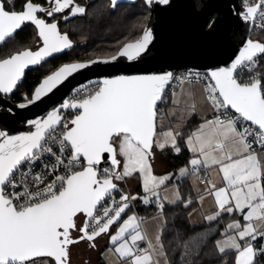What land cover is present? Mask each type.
<instances>
[{"label": "snow or ice", "instance_id": "1", "mask_svg": "<svg viewBox=\"0 0 264 264\" xmlns=\"http://www.w3.org/2000/svg\"><path fill=\"white\" fill-rule=\"evenodd\" d=\"M49 2L52 6L44 7L34 0H24L22 9L17 11L15 0H0V44L13 38L27 24L35 26L42 41L38 50L24 49L0 58V93L9 94L17 89L29 66L39 65L53 54L72 48V41L66 33H61L58 23L48 22L39 14L54 18V14L70 8V14L75 16L83 15L86 9L74 0ZM153 2L170 4V0H145L148 6ZM111 5L115 7L117 0H111ZM195 7L193 4L194 10ZM261 9L264 0L247 6L243 19H254ZM260 16L264 19V11H260ZM216 24V18L210 16L204 28L211 32ZM153 39L151 29L145 28L138 39L125 43L109 58L65 64L47 75L31 97L26 96L25 102L17 107L24 109L40 101L91 64H107L121 57L136 61L149 49ZM260 58H264V43L247 40L230 66L205 74L209 80L205 86L206 99L220 115L206 120L187 139L189 149L202 157L190 161L193 169L218 165L226 184L219 188L211 185L209 192L215 198L217 211L207 219L212 221L221 213L240 212L247 222L243 226L238 221L228 224L229 230H237L235 235L218 242L220 253L234 250V264H255L257 256H264V246L256 248L253 243L258 237L264 238V163L253 148L256 144L264 151V76L251 74ZM245 73L247 80L241 78ZM173 78L170 71L104 78L84 98L65 100L60 105L63 109L77 110L69 121L63 122L60 110L55 109L46 118L27 122L35 131L9 135L0 130V264H38V261L70 264V246L85 240L92 242L108 233L129 208V200L142 199L148 204L150 197L159 198L156 189L169 177L153 174L150 162L153 146L163 150L170 145L176 153L181 151L177 145L178 131H162L159 136L157 133V105ZM58 127L62 131L57 137ZM49 141L59 144V155L53 152ZM45 153L54 157V163L44 166L50 170L48 174L54 175L61 168L64 172L54 175L48 183L45 176H35L30 183L36 190H30L26 179L30 173L20 169ZM118 157L123 158V163ZM105 160L111 168L100 167ZM186 172L181 169V174ZM137 173L142 179L143 192L149 195L124 194L119 203L113 200V206H107V199L119 190L114 181ZM21 187L22 191L16 190ZM175 198L180 199L178 192ZM159 207L162 210L163 204ZM137 226V217H128L118 232L110 236V241L116 244L129 229ZM73 232L77 235L73 236ZM142 239L137 231L131 236V243L123 239L114 250L122 259H129V264H156L151 244L147 249L136 250V242Z\"/></svg>", "mask_w": 264, "mask_h": 264}, {"label": "water", "instance_id": "2", "mask_svg": "<svg viewBox=\"0 0 264 264\" xmlns=\"http://www.w3.org/2000/svg\"><path fill=\"white\" fill-rule=\"evenodd\" d=\"M193 4L196 6L195 10ZM146 6L149 12L142 32L145 28L151 29L154 39L149 49L139 59L128 61L121 57L107 64L99 62L91 64L88 68L74 73L40 101L24 109L18 108L17 105L25 100L13 102L7 98L11 93H0V130L6 131L9 135L35 131V128L27 123L28 121L46 118L47 114L55 109H59L60 112L65 111L66 109L60 108L65 100L83 86L104 78L169 71L174 75L181 69L201 70L208 73L218 67L230 66L247 40L260 42L251 38L253 19L246 21L242 15L250 5H244L242 0H170L167 6L156 2ZM210 16L217 20L215 30L211 32L204 28L205 21ZM142 32L136 39L142 35ZM123 45L113 55L117 54ZM111 56L65 64L87 63ZM47 75L37 83L32 94ZM9 109L11 112L8 111ZM69 110L74 113L72 116L74 118L77 110ZM60 115L63 117L61 113ZM103 163L110 165L108 160L102 161L101 164Z\"/></svg>", "mask_w": 264, "mask_h": 264}, {"label": "crops", "instance_id": "3", "mask_svg": "<svg viewBox=\"0 0 264 264\" xmlns=\"http://www.w3.org/2000/svg\"><path fill=\"white\" fill-rule=\"evenodd\" d=\"M205 99L206 97L201 83L183 81L171 91L168 98V106L163 109L161 115L158 114V118H160L159 121L157 118L158 135L162 131L168 130L178 131L180 135L187 123L191 121V128L190 130H188V132H186L183 138V143L188 153L191 155L188 158V163L183 164L176 170L168 171L166 158L163 154L164 149L161 150L156 146L154 155L151 158L152 167L154 168L155 175L157 177L169 176L170 173L173 174L172 178H170L169 181H166L165 184H163L162 190L161 188L156 189L157 193L159 194V198L154 197V199L160 201L163 204L173 203L171 201H178L175 198V194L178 192L181 199L182 193L180 190V184L184 182V185L187 188L191 198H194L196 200V206L189 212L188 215L190 223L193 224L199 223L203 220L208 221L207 216L214 215L217 211L215 198L213 195L208 193V190L211 189V185L215 184L217 188L224 187L225 185L222 174L219 172L218 165H211L210 167L199 166L200 168H204L206 171V175L204 178H202L199 174H194L191 171L192 165L190 164V161L192 159H202V157L199 153H193L189 149L187 145V139L206 120H212L216 118L215 114V117L211 114L210 105L207 99ZM173 101H178V103H173ZM193 106H195L194 109ZM257 154L261 162L264 163V153L257 152ZM185 166H188V170L185 174H181L180 171ZM180 174L181 176L175 179V177ZM132 177L126 178L128 180L130 189L133 192H143L141 182L138 178V173L134 174ZM168 182L169 184L174 183L178 187H172L171 185L168 186ZM130 216L137 217L138 226L135 229H129V231L125 233L123 239H127L129 243H131V236L134 235L137 231L140 232L144 239L136 242V250L139 251L141 249H147L149 247V244H151L153 246V260L156 262V264H169L160 238L162 227L166 222L165 216L162 213L141 215L138 213L134 214L131 211L127 212L115 226L112 225L108 233L102 234L94 241L89 242L85 240L81 241L80 243L71 245L70 254H76V259L74 255L72 256V258L70 257V259H73V262H71L70 260V264H97L98 262H100L101 264H129V259H122L114 250L119 246L120 243L123 242V239L121 241H118L116 244H113L110 241V236L115 235L118 232L120 226ZM242 216L243 215L238 214L237 216L229 220L227 224L233 220H238L243 226L244 220ZM82 220L83 218H81V222ZM223 231L224 236L230 233V231L232 230L226 231L224 228ZM76 235L77 233L73 232V236ZM157 237H159V240L157 239ZM257 240L254 241V246H256ZM92 244H95V247H92Z\"/></svg>", "mask_w": 264, "mask_h": 264}, {"label": "trees", "instance_id": "4", "mask_svg": "<svg viewBox=\"0 0 264 264\" xmlns=\"http://www.w3.org/2000/svg\"><path fill=\"white\" fill-rule=\"evenodd\" d=\"M147 15V7L133 6L129 8L128 13L119 21L111 20L107 24H100L102 21L101 17L93 19V23H95L94 26L97 28L95 29L93 27V50L98 51L105 46L107 49L108 45L111 43L116 44V42L122 40L113 50L115 51L125 42L135 39L134 37L139 35L141 27L147 20ZM135 25H137L138 28L136 35L126 38L129 36L126 34H129V32L131 33ZM262 35L263 34H259V38H262ZM251 36H254V33H251ZM259 67L264 70V63L262 62ZM40 74L41 73L36 72L28 73L19 87L20 91L26 90L30 92L33 87L32 85ZM18 94L19 92L14 94L15 101L21 99V96ZM164 95L165 97L159 103L161 109H164L169 103L168 98L170 93L168 90L165 91ZM69 117L71 118V114H69ZM189 123H187L178 137L177 145L180 147L181 151L175 153L170 146L163 150L168 171L176 170L183 164L188 163V158L191 155L188 153L183 143V138L186 132L191 128V121H189ZM114 183L116 182L114 181ZM116 184L119 190L114 192L124 194V189L118 183ZM184 184V182L180 184L182 193L180 200L174 203L163 204L162 214L165 216L166 222L162 227L160 238L169 264H234V250H228L226 253L222 254L215 248V242L219 237L223 236V230L227 222L237 216L238 213H222L216 220H203L196 224L190 223L188 215L196 206V200L191 198ZM153 210L154 206L151 205L138 204L137 206V212L141 215L153 214ZM129 211H131L130 208L126 209L125 213L121 214V218ZM120 219L113 224V226H115ZM257 263H264V256L257 257L255 264ZM97 264L101 263L98 262Z\"/></svg>", "mask_w": 264, "mask_h": 264}, {"label": "flooded vegetation", "instance_id": "5", "mask_svg": "<svg viewBox=\"0 0 264 264\" xmlns=\"http://www.w3.org/2000/svg\"><path fill=\"white\" fill-rule=\"evenodd\" d=\"M36 3L42 4L44 7L52 6L49 0H34ZM16 10L19 11L22 9L24 0H15ZM75 4H78L86 9L83 15H71L70 8L65 9L62 13L54 14V18L44 17L48 22H57L58 28L62 34H67L70 40L73 43L72 48L65 49L60 53H55L51 57L46 58L39 65H34L25 69V75L22 78L21 82L18 84L17 89L7 95V98L13 102H19L25 100L24 98L27 96L30 98L34 87L37 83L43 78L45 75L49 74L60 65L74 62V61H82L88 60L93 57H83L89 51H93V27L95 28L93 23V16H91V10L93 5L101 3L104 10V17H101L100 24H107L111 20L119 21L123 18L127 13L130 7H147L145 0H117V5L113 7L111 5V0H74ZM67 17V19H65ZM110 27L109 25H107ZM97 29V28H95ZM127 35V34H126ZM39 47H42V41L38 36V30L34 25L27 24L23 27L22 30H18L15 36L9 39L6 43L0 44V58H5L14 52L31 49L33 51L38 50ZM31 72L41 73L37 80L32 85V90L27 92L26 90L20 91L19 87L23 83L26 75ZM21 96L20 100H14V94ZM74 113H71V118Z\"/></svg>", "mask_w": 264, "mask_h": 264}, {"label": "built area", "instance_id": "6", "mask_svg": "<svg viewBox=\"0 0 264 264\" xmlns=\"http://www.w3.org/2000/svg\"><path fill=\"white\" fill-rule=\"evenodd\" d=\"M259 2H260V0H242V3L244 5H255ZM260 11H264V9L259 10L256 17L253 19L251 33L255 32L256 36L253 38L259 40L261 43H264V19L261 18ZM259 34H263L262 38H259V36H258ZM262 62L264 63V58L259 59V62L257 64V66L255 67V71L251 73L252 75L264 76V70L260 69V67H259ZM206 73L207 72L201 71V70H188V69L178 70L174 73V78L172 81L169 82V85L167 86L166 90H168V92L171 93V91L183 81L199 82V83H201V85L203 87L205 97H206L207 93L205 92V86H206V84L209 83V80L205 75ZM197 74H199V75H197ZM241 78L244 80H247L248 74L247 73L243 74ZM96 83L97 82H93V83H90V84L83 86L82 88L77 90L72 96H70L68 98V101L78 100V99L84 98L85 96L88 95V93L90 91L95 90ZM164 97H165V95H163V98ZM164 101H165V99H164ZM159 103L157 105L158 114L161 115L163 112V109L160 108ZM208 103L210 105V109H211L212 113L215 114L216 117L219 116L220 113L217 111H214L212 109V106H211L209 101H208ZM60 113L63 115V122H67L70 120L69 114H71L72 112L69 109H66L65 111L62 110ZM229 115L231 116L232 114L230 113ZM61 131H62V127H58L55 135L58 137ZM249 139L251 140V138H249ZM49 146L52 147L53 152H56L57 155H59V151H58L59 144L58 143H52L51 141H49ZM253 148L256 150V152H263L264 153V151H262L256 144H253ZM51 163H54V157H52L50 154L45 153V154H43L41 159H39V160H37L31 164H25L20 169V172L30 173V175L26 178L27 181H29L30 190H33V191L36 190V186L30 182L37 175L45 176L46 177L45 182L48 183V182H51L52 179H54V175L63 174L64 170L61 168L54 175H49L48 173L50 170H46L44 166L51 164ZM100 167L101 168H111V165H107V164L103 163L100 165ZM191 171L194 174H199L202 178H204L206 175V171L204 168L198 167L196 169H193V167H192ZM19 178H20V173L18 172L16 179L19 180ZM115 182L118 183L124 189V192H125L124 194L130 195V196H137V197H144L146 195H149V194H146L144 192H133L129 187V183H128L127 179L122 180V181H115ZM39 187H43V185H39ZM16 190L22 191L23 188L21 187V188L16 189ZM124 194L113 192L112 197L110 199H107V201H106L107 206H110V207L113 206V200L116 201L117 203H119L120 202V196L124 195ZM128 203H129V208H130L131 212L134 214L138 213L137 212L138 204H143V205H147V206H149V205L154 206L153 213H162L163 212V209L161 210V208L159 207V205L163 204V203H161L158 200H155L154 197H150V203H148V204L143 203L142 199L129 200ZM261 246H264V238L258 237V240H257L255 247L260 248ZM257 257H260V256H257Z\"/></svg>", "mask_w": 264, "mask_h": 264}, {"label": "rangeland", "instance_id": "7", "mask_svg": "<svg viewBox=\"0 0 264 264\" xmlns=\"http://www.w3.org/2000/svg\"><path fill=\"white\" fill-rule=\"evenodd\" d=\"M91 10V16H93V19H97V18H100V17H102V16H104V10H105V8H104V6L101 4V3H98V4H95V5H93V8L92 9H90ZM149 12V11H148ZM147 17H148V15H147ZM147 21V20H146ZM146 21L144 22V24L146 23ZM144 24H143V26H144ZM143 26L141 27V29H140V33L142 32V28H143ZM137 30H138V28H137V25H135V27L133 28V30L131 31V33L129 32V34H127V35H129V36H127L126 38H129V37H134L135 35H136V33H137ZM140 33H139V35H140ZM252 33H254V36H251L252 38L253 37H255L256 36V33L255 32H252ZM138 35V36H139ZM137 36V37H138ZM137 37H134L135 39L137 38ZM126 38H124V39H126ZM132 40H134V39H132ZM131 40V41H132ZM120 41H122V40H120ZM120 41L119 42H116V44L115 43H111L110 45H108V48L106 49V46L105 47H102L101 48V50H98V51H96V50H93V51H89L87 54H85V56H83V57H108V56H111V55H113L117 50H118V48L115 50V51H113L114 49H115V47L116 46H118V44L120 43ZM206 100V99H205ZM207 102V101H206ZM208 104V103H207ZM210 112H211V114L215 117V115L212 113V111H211V109H210ZM160 120V118H158V121ZM159 136V135H158ZM155 145H154V148H153V155H154V151H155ZM119 159H121V161L123 160V158L122 157H118ZM123 162V161H122ZM150 162H151V164H152V160H151V158H150ZM152 169H153V174L155 175V171H154V168L152 167ZM183 169H186V170H188V166H185ZM121 171H122V167H121V169H120ZM181 172V171H180ZM178 174H179V170H178ZM222 174V173H221ZM172 176H173V174L172 173H170L169 174V179L168 180H166V181H169L170 180V178H172ZM181 176V174L180 175H178V176H176L175 177V179L176 178H178V177H180ZM131 178V177H130ZM133 178V177H132ZM138 178H139V180H140V182H141V185H142V179H141V177L139 176V174H138ZM165 181V182H166ZM168 184V186L169 185H171L172 187H178L176 184H174V183H171V184H169V182L167 183ZM225 184V183H224ZM226 186V184L224 185V187ZM162 187H163V185H161L159 188H161V190H162ZM208 193H210L209 192V190H208ZM247 210H245V212H246ZM238 214H241V215H243V213H240V212H238ZM241 217V216H240ZM242 218H243V216H242ZM235 221H238V220H233V221H231L230 223H233V222H235ZM239 222V221H238ZM230 223H228V224H230ZM247 222L246 221H244V224H246ZM227 224V225H228ZM243 224V225H244ZM227 225H226V227H225V230L227 231V230H229L228 228H227ZM236 231L237 230H232V231H230V233H228V234H226V235H224L223 237L221 236L219 239H217V241L215 242V248L219 251V248H218V242L219 241H223V240H226L227 239V237L228 236H230V235H235V233H236ZM242 244H243V242H241ZM254 243V242H253ZM230 250V249H229ZM73 252V251H72ZM74 255V257H75V259H76V254H74V253H71L70 254V257L72 258V256ZM71 260V262H73L72 260L73 259H70ZM38 264H39V261H38ZM257 264H264V263H257Z\"/></svg>", "mask_w": 264, "mask_h": 264}]
</instances>
